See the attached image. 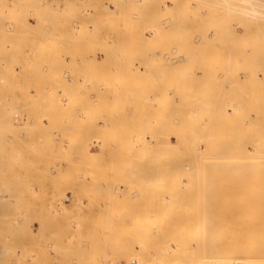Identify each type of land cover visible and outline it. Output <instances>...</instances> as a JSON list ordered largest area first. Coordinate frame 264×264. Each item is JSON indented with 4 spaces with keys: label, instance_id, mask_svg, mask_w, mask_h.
<instances>
[{
    "label": "rangeland",
    "instance_id": "374dc122",
    "mask_svg": "<svg viewBox=\"0 0 264 264\" xmlns=\"http://www.w3.org/2000/svg\"><path fill=\"white\" fill-rule=\"evenodd\" d=\"M163 185L263 216L264 0H0V264H53L59 231L110 252Z\"/></svg>",
    "mask_w": 264,
    "mask_h": 264
},
{
    "label": "bare ground",
    "instance_id": "6f19581e",
    "mask_svg": "<svg viewBox=\"0 0 264 264\" xmlns=\"http://www.w3.org/2000/svg\"><path fill=\"white\" fill-rule=\"evenodd\" d=\"M129 8H131V7H129ZM133 12H132V14H133ZM138 16H140V15L138 14ZM45 30H47V29H45ZM125 32H126V30H125ZM42 36H43V34H42ZM138 37H140V36H138ZM128 40H129V38H128ZM143 40H142V42H143ZM134 41H135V39H134ZM180 48H181V46H180ZM120 53H122V52H120ZM230 54H232V52ZM44 61H47V60H44ZM190 107L188 108V111L193 106L191 108ZM195 109H196V107H195ZM168 112H170V111H168ZM188 113H186V114L188 115ZM195 130L198 131L197 129H195ZM149 142H150V140H149ZM166 143H167V145H171L172 141L169 140ZM248 144H250V143L248 142ZM196 145L197 144H195V147H196ZM229 147H231V146H229ZM245 150L246 149H244V151ZM201 154H202V152H201ZM217 157L219 158V156H217ZM205 160H207V159H205ZM211 161H213V160H211ZM147 174H145V175L147 176ZM151 174H149L148 176H150ZM158 176H160V175H158ZM151 177H154V175ZM188 177L190 178V176H188ZM138 178H140V177L138 176L137 179L135 177V179L137 181H140V183L142 181H144L142 178H141L142 180H138ZM189 178H188V180H189L188 184H186L185 186L190 185L189 183H194L193 181L190 182V180H192V179L191 178L189 179ZM168 180H170V179H168ZM168 180H166V181H168ZM134 183H137V182H134ZM134 185H136V184H134ZM149 185H152V179H151V184H149ZM138 186H140V185H138V183H137V185L135 187H138ZM141 186H142V184H141ZM169 187H167L166 185H163L159 189L152 188L153 193L149 194L150 198L149 199L143 198L144 200L145 199L148 200V202H147L148 204L146 206L140 207V208L132 206L133 208L131 209V217L126 216V215L125 216L116 215L117 217L114 216V217L110 218V220L107 219L108 223L106 225H102L101 228H98L99 232L102 233V231H104L109 236L115 237L116 246L112 247L111 250H109L110 252L102 250V252H99L96 255H95L96 252H93L94 255H93V253L91 254V256L89 254L88 259L82 260V259H80V256H82L81 255L82 251H76L75 250L76 246L74 245V242H73L74 235L71 234V236H68L67 238L65 237L67 239V242H65L64 239H62L60 237L61 235L59 236L60 231L58 232V234L54 233V237H55V235H57V237H55L56 238L55 242H53V243H55V245L53 244V246H55V251H56L55 252L56 256L53 257V258H55L53 260L54 261L53 264H115V260H119V261L123 262L124 264H130V263H134V262L136 264H264V199H262V201L260 200L261 203L259 202L260 203L259 208H260L261 214L263 216H261V217H258V216L257 217H253V216L244 217V216H242L244 218L239 219V218H237L238 216L235 217L234 214H233L234 216H231V215H229V213L228 214L214 213L213 211H210L209 209H206V208L200 209L197 211H195V210L185 211V210L181 209L180 207H178V203L175 201V196H176L175 194L180 193L183 190L179 191L181 188L180 189L177 188V190L176 189L172 190ZM191 188H193L192 185H191ZM138 189H140V187ZM141 189H143V188L141 187ZM192 190H194V189H192ZM148 191H151V190H148ZM186 191H187V189H186ZM186 191H184V192H186ZM149 195L147 197H149ZM139 197L141 198V196H139ZM115 207H116V205H115ZM103 208H105V207H103ZM107 208L108 207H106L105 210H107ZM199 208H200V206H199ZM108 215H110V212L108 213ZM42 230H45V229H41V235H43V233H45L44 231L42 233ZM64 232H66V231H63L62 234ZM31 233H33V232H31ZM34 235H36V233H34ZM34 235L32 234V236H31V234H30V236H28V237H30L31 242L35 241L34 243H41V242H37L36 240L31 239V237H33ZM41 235H40V239L43 237V236L41 237ZM65 236H66V233H65ZM23 237H24V235H23ZM37 237L39 238V236H37ZM37 237H36V239H37ZM62 237H64V236H62ZM26 239H29V238L26 237ZM115 239H113L112 242H114ZM20 240H22V239H19L18 241H20ZM30 240H28L27 243H29ZM45 240H47V239H45ZM24 241H26V240L24 239ZM48 242H49V240H48ZM21 243H22V241H20V244ZM42 243H44V242H42ZM17 244H19V243H17ZM106 244H107V241H106ZM28 245H27V247H28ZM33 245H35V244H32L30 246L33 247ZM15 246L17 247L20 245H15ZM77 246L78 247H84L85 251H90L89 245H87V244L82 245L79 243ZM21 247L25 248V247H23V245ZM34 249L35 248H33L32 251ZM42 249L44 251L45 247ZM23 250H24V254H26L25 252H27V249L25 248V249H22L21 251H23ZM45 252H47V251H45ZM45 252H44V254H45ZM26 256L29 257L28 254H26ZM37 256H38V254H37ZM45 256H47V255H45ZM22 259H25V258L22 257ZM37 260H35L36 264H37ZM40 260L41 259H39V261ZM41 261H43L44 264L47 263L44 261V259ZM24 263H25V261H24ZM30 263H31V261H30ZM31 264H33V261ZM48 264H50V263H48ZM51 264H52V262H51Z\"/></svg>",
    "mask_w": 264,
    "mask_h": 264
}]
</instances>
